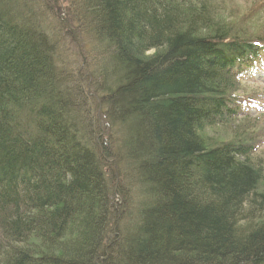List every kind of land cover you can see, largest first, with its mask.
Here are the masks:
<instances>
[{"label": "trees", "instance_id": "1", "mask_svg": "<svg viewBox=\"0 0 264 264\" xmlns=\"http://www.w3.org/2000/svg\"><path fill=\"white\" fill-rule=\"evenodd\" d=\"M34 2L46 5L0 0V264H264L253 149L201 133L239 114L228 94L263 64L264 39L225 25L211 0H75L114 65L95 69L98 103L69 86L66 37ZM102 121L119 126L126 159L97 137ZM114 163L142 193L110 242L113 201L131 195Z\"/></svg>", "mask_w": 264, "mask_h": 264}, {"label": "rangeland", "instance_id": "2", "mask_svg": "<svg viewBox=\"0 0 264 264\" xmlns=\"http://www.w3.org/2000/svg\"><path fill=\"white\" fill-rule=\"evenodd\" d=\"M43 1L46 2V5L42 6L39 2H34L30 6L33 7V15L41 22L47 33L57 37L61 33L63 37H66L64 41L59 40V47L63 52L62 55H65V57L69 55L66 58H72L71 60L73 61L69 59L72 63L70 70L76 74L75 78H71L69 86L79 85L85 91L88 89L89 93L97 98L96 102L99 103L100 95L96 94L99 90L96 89H98V84L103 85V79H101L100 74L95 69L101 72V69L105 68V73L109 75L114 66L111 61L107 60L108 56L103 54L104 42L91 32L90 27L85 29L80 24L81 22L77 17L80 16L81 12H76L78 3L75 0ZM211 1L215 5L213 14L221 17L225 25L236 31L240 30L242 36L244 35L246 38L252 40L264 39V0ZM55 18L59 21V26L61 24L60 28H58L59 26L53 27V23L56 21ZM262 46L264 45L262 44ZM69 48L72 49L70 53L68 51ZM253 72L252 76H243L235 79V84L228 94L233 102H238L239 106L245 104L235 119L207 126L201 133L211 143L238 141L251 146L253 149L252 160L262 170L258 192L264 194V69L257 68ZM100 107L105 112L103 103ZM101 118L103 120L104 117L101 116ZM102 125L103 121L97 123V137L103 135L107 143L109 140L112 142L109 149L114 158L117 155L124 158L126 156L124 136L119 126L112 124L111 127L102 130ZM116 134L121 137H117ZM113 166L117 176V181H115L117 183V191L130 190L131 195L121 202L122 194L119 192L117 194L119 202L117 200L113 201L115 216L116 214L118 216L115 217L113 223V228L115 227V229L109 237L110 242L115 241L116 238L119 239L121 236L118 235L124 234L126 228L134 223V212L130 211H135V203L141 200L139 194L142 193L139 192L142 189L141 185L134 186L130 179L127 182L126 177H132V170L129 169L128 172L122 171L123 169H120L119 163L117 165L114 163ZM123 167H125L124 164ZM108 179L109 181L111 180L110 177Z\"/></svg>", "mask_w": 264, "mask_h": 264}]
</instances>
